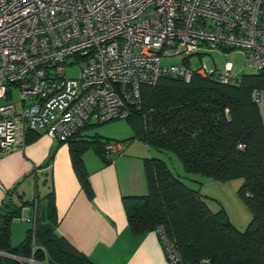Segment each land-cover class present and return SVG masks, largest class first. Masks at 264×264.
I'll return each instance as SVG.
<instances>
[{
    "label": "built area",
    "instance_id": "built-area-1",
    "mask_svg": "<svg viewBox=\"0 0 264 264\" xmlns=\"http://www.w3.org/2000/svg\"><path fill=\"white\" fill-rule=\"evenodd\" d=\"M216 49H240L245 66L264 68V0H0V153L23 148L28 132L64 142L91 121L127 119L142 110V88L164 76L233 83L230 64L214 75L207 57ZM194 55L204 57L201 68L188 63ZM69 60L77 78L66 76ZM14 88L18 101L7 103ZM252 101L264 112V90ZM123 151L104 145L111 162ZM155 233L167 264H211L184 262L164 228Z\"/></svg>",
    "mask_w": 264,
    "mask_h": 264
},
{
    "label": "trees",
    "instance_id": "trees-1",
    "mask_svg": "<svg viewBox=\"0 0 264 264\" xmlns=\"http://www.w3.org/2000/svg\"><path fill=\"white\" fill-rule=\"evenodd\" d=\"M230 50L234 49L223 51ZM254 90H264V68L229 84L193 74L188 82L164 76L155 86L142 88L141 112L125 119L133 130L126 142L140 141L148 149L175 153L187 174L222 182L240 179L238 195L251 221L238 231L224 209L211 212L199 190L187 187L163 161L148 158L144 160L147 194L122 199L132 235L162 226L188 263L208 259L211 264H264V112L252 101ZM87 127L58 143L69 146L74 172L90 194L82 154L92 149L108 162L104 145L110 140L82 136ZM43 201L44 217L35 212L33 229L17 248L9 245L10 226L22 207L1 209L0 251L21 258L33 255L45 264H91L54 233L52 198ZM0 264L20 263L0 258Z\"/></svg>",
    "mask_w": 264,
    "mask_h": 264
},
{
    "label": "crops",
    "instance_id": "crops-1",
    "mask_svg": "<svg viewBox=\"0 0 264 264\" xmlns=\"http://www.w3.org/2000/svg\"><path fill=\"white\" fill-rule=\"evenodd\" d=\"M85 130L82 136L91 137ZM149 150L140 141L128 142L113 162L86 150L82 162L89 194L74 172L67 144L49 139L43 131L26 133L23 148L0 153V211L7 205L22 207L11 222L10 247L23 243L33 229L35 212L44 217L43 199L50 196L56 213L54 233L89 263L167 264L155 232L131 234L122 204L125 197L147 194L144 160L153 157Z\"/></svg>",
    "mask_w": 264,
    "mask_h": 264
},
{
    "label": "rangeland",
    "instance_id": "rangeland-1",
    "mask_svg": "<svg viewBox=\"0 0 264 264\" xmlns=\"http://www.w3.org/2000/svg\"><path fill=\"white\" fill-rule=\"evenodd\" d=\"M183 57H180L181 60ZM200 58V59H199ZM202 55L190 56L187 61L195 67L201 68L203 64ZM212 64L215 66L217 74L226 73V65L230 64L232 77L240 78L244 75L253 74L256 70L245 66L243 52L240 49L230 50L229 52L221 50H213L208 53V57ZM178 60V59H177ZM176 59L167 61L170 64L178 63ZM72 61H68L65 69L68 78H77L79 75V66L77 64L71 65ZM71 63V64H70ZM18 101V90L13 89L12 96L6 100L7 103H14ZM264 120V113H263ZM91 126L85 130L88 136L98 135L101 140L105 139H118L122 141V145L128 144L126 139L133 135V130L129 122L125 119L111 121L104 124H95L94 121L90 122ZM152 158H157L163 161L172 174L182 181L187 187L199 190L203 196L208 208L211 212L216 213L224 209L231 224L238 230L243 231L246 229L251 221V213L238 195V189L242 183L240 179L229 181H216L212 178L203 176L201 174H187L177 157V155L170 151H156L149 150ZM29 226V225H28Z\"/></svg>",
    "mask_w": 264,
    "mask_h": 264
}]
</instances>
